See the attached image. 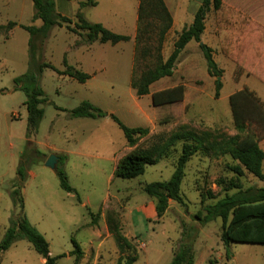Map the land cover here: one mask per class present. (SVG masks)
I'll return each instance as SVG.
<instances>
[{
  "label": "rangeland",
  "instance_id": "rangeland-1",
  "mask_svg": "<svg viewBox=\"0 0 264 264\" xmlns=\"http://www.w3.org/2000/svg\"><path fill=\"white\" fill-rule=\"evenodd\" d=\"M139 1L96 0L97 6L88 8L84 17L88 22L103 24L115 33L131 35L137 26ZM200 2L195 0L194 5ZM179 3L184 6L187 1L176 0L177 15ZM78 4L79 0H56L57 11L71 19L78 12ZM232 10L225 5L221 16L215 13L217 19L229 15ZM33 15L32 0H0V25L14 21L18 25L39 26L40 21L32 23ZM75 39L65 27H55L45 42L42 60L63 70L67 55L70 65L95 68L99 55H102L105 65L109 63L110 68L97 71L100 84L64 80L57 72L45 69L39 79L48 99L42 105L45 115L38 132L28 136L26 96L15 85L14 79L29 69L30 34L20 26L10 32H0V243L11 226L12 217L20 213L11 198V183L18 179L20 164L24 162L27 171L22 187L24 213L49 242L51 255H66L58 264H117L121 253L110 232L111 222L132 243L133 254L138 257L135 264H171L183 237V225L185 232L191 229L197 232L195 264H264L263 245L232 243L225 247L221 241V219L206 225L194 220L206 205L215 203L226 194L231 180H236L229 169L235 162L229 155L218 156L216 147L238 133L233 123L230 97L244 87L240 82L246 73L253 75L246 69L240 73L225 68L218 79L222 83L219 97L216 96V78L212 77L211 81L197 79L188 88L186 102L148 111L158 132L154 135L171 134L178 129L194 131L206 134L205 141L210 145L206 152L197 154L187 165L181 187L186 205L171 201L165 215L158 218L155 201L143 191V187L170 180L181 155V145L174 147L160 163L147 166L145 173L138 178H115L113 153L119 151L122 154L126 143L122 130L108 117L96 123L87 118H72L70 112L82 102L89 101L115 114L129 127H145L147 122L140 115L138 106L148 110L151 102L147 97L128 95L130 43L119 46L98 43L91 54L74 48L67 53ZM119 49L125 51L122 53L117 51ZM139 63L141 68L153 66L154 59ZM198 73L201 78L208 75L203 56ZM168 81L169 86L179 85V61ZM255 82L264 93V85ZM114 91L120 95L116 96ZM256 129L250 126L248 132L257 135L261 141L264 129ZM152 141L151 135L141 139L135 147H130L129 153L147 148ZM57 152L66 155L62 168L81 203L75 193H67L61 188L57 172L46 166L47 159ZM59 163L58 157L57 167ZM239 181L244 188L264 187V180L247 174ZM207 191H212L216 199L203 200L201 194ZM90 212L97 219L96 225H91ZM75 242L83 252L80 259L71 255ZM0 264H44V260L27 240H19L9 250L0 253Z\"/></svg>",
  "mask_w": 264,
  "mask_h": 264
},
{
  "label": "trees",
  "instance_id": "trees-1",
  "mask_svg": "<svg viewBox=\"0 0 264 264\" xmlns=\"http://www.w3.org/2000/svg\"><path fill=\"white\" fill-rule=\"evenodd\" d=\"M34 15L32 23L40 21L38 25H18L17 22L10 21L6 25H0V32H10L20 26L30 34L29 40V69L15 78V85L21 89L26 96L25 106L28 111L27 135L31 136L38 132L45 115L42 105L47 103L45 91L40 86L39 79L45 69H51L60 76H66L85 83L90 75L68 65L64 60V70L57 69L51 63L44 62L42 55L44 45L55 27H65L69 32L80 36L76 46L92 45L95 42L102 44L119 43L131 41L128 35L118 34L106 28L100 23L88 22L83 9L97 6L96 0H83L79 3L80 11L76 14V21L57 11L56 0H32ZM224 8V0H203L198 9L193 24L185 28L174 43V50L167 60L163 56V49L167 35L173 26V15L169 10L165 0H140L138 6L137 32L135 36V60L131 86L136 91V95L141 98L150 94V87L155 82L172 77L179 61L181 52L191 41L200 44V49L207 62L208 73L216 78V96L219 97L222 83L218 80L223 75V70L219 68L213 57V50L207 45L201 44V36L205 31V21L210 12L221 13ZM240 22L238 25V36L231 38L236 41L239 47L236 52L225 49V54L242 67H247L253 76L264 83V46L258 47L259 42L264 41V27L253 22L246 16L236 13ZM251 27V28H250ZM247 30L259 32L256 40H243L241 34ZM254 44L253 52L243 55L244 49L248 45ZM154 59L153 66L141 68L139 62L146 59ZM252 60L247 66L244 60ZM256 63L259 67L256 68ZM185 87L178 85L164 91L156 92L152 95L154 107L173 105L184 101ZM233 110V123L238 132L231 139L217 144L216 151L219 155H229L234 165L230 166V171L236 176V180H231L226 188V194L215 203L206 205L202 212L194 216V220L201 225H206L216 219H221L223 231L221 241L225 247L232 243L254 244L264 246V187H242L239 179L246 174L263 181L264 172V150L260 146V138L249 131L253 126L264 129V103L248 88L235 92L230 97ZM72 118L101 119L110 118L124 133L128 147H135L141 139L150 136V129L145 127H129L124 124L115 114L106 112L89 101L82 102L77 108L70 112ZM206 134L194 131L177 130L171 134L152 135V144L147 148L135 149L125 155L117 165L114 176L124 180H133L143 175L146 167L156 165L166 158L174 147L181 145V155L178 157L175 171L170 180L165 182H154L146 184L143 191L155 201L158 218H162L169 208L171 201L185 206L186 203L181 194V187L186 176V168L193 157L200 152H206L209 142L205 141ZM264 138V133L261 135ZM37 154V153H36ZM38 156V155H37ZM65 156H59L57 175L61 188L67 193H75L77 200L81 199L68 180V176L62 168ZM27 171L24 162H21L18 170V179L11 183V198L14 205L20 210L18 216H13L11 226L7 230L0 243V253L6 252L19 240H27L34 250L43 258L44 264H58V261L66 255L52 256L50 244L46 238L30 223L24 213L25 202L22 193L23 183L26 181ZM233 190L234 192L228 193ZM203 200L216 199L212 191L201 194ZM92 216L91 225H96L97 219ZM183 237L179 249L171 264H195L194 243L197 232L194 229L185 232L183 225ZM195 231V232H194ZM110 232L114 236L117 247L121 253L117 264H135L138 261L137 255L133 254L132 243L121 233L115 223H110ZM71 255L80 259L83 255L81 247L75 242V250ZM230 258V253H227Z\"/></svg>",
  "mask_w": 264,
  "mask_h": 264
},
{
  "label": "crops",
  "instance_id": "crops-1",
  "mask_svg": "<svg viewBox=\"0 0 264 264\" xmlns=\"http://www.w3.org/2000/svg\"><path fill=\"white\" fill-rule=\"evenodd\" d=\"M81 1H83V0H79V3ZM186 1H187V3L184 6L182 3H179V15H177L176 0L173 2L169 1V0H165L169 10L171 11V13L173 15V26L167 35V41H166L164 49H163V56H164L165 60H167L169 58V56L171 55V53L173 52L174 43L177 40L178 35L185 28H188L193 24L195 15H196L198 9L201 7L202 2H203V0H201L200 3L194 5L195 0H186ZM225 5H228L230 7V9H233L232 12L229 13V15L222 16L221 19H217V15L215 14L214 11L209 13V15L205 21V27H206L205 31L201 36V44L207 45L208 47H210L213 50L214 60L220 69H222L224 71L225 68L229 67L231 69L237 70L238 72L242 73L243 69H246L247 67H242L241 65L237 64V62H235L234 60H232L229 56H227L225 54V49L229 50L230 52L235 53L236 49L239 47L238 42L231 41V38L236 37V36H238L237 34H239L237 29H238V25L240 22V18L235 12H237L241 16H246V17L250 18L253 22L264 27V0H224V6ZM87 9L88 8L83 9L82 12L84 13ZM79 11H80V6L78 8V12ZM219 15H220V13H219ZM211 16L213 17L212 19H210ZM74 20L76 21V15L74 17ZM136 32H137V26H136L135 32H133L131 35H128L132 38L131 41L124 42V43H130L131 44V48H130V57H131L130 61L131 62L129 65V85H130V87L127 89V92H128V95L133 97V98H135V96H137L136 91L131 86V79H132V75H133V66H134V60H135V36H136ZM70 33H72V32H70ZM258 33L259 32H256L253 30L252 31L247 30L246 32L241 34V38L243 40H249V41L256 40L257 38H259ZM72 34L75 35L76 39H75L74 43L71 45V48L67 49V51H68L67 53H69V51L73 50L72 48H74V49H82L87 54H91L93 48L98 43H100V42H95L92 45L76 46V43L80 40V36L75 34V33H72ZM123 35H125V34H123ZM100 44H102V43H100ZM107 44H110V43H105L104 45H107ZM120 44H122V43H119V44H116L113 46H119ZM262 46H264V41L259 42V44H258V47H262ZM254 48H256L254 46V44L248 45V49H244L246 51H243V55H244V53L248 54L250 52H253ZM117 51H122V53H123V51H125V50L119 49ZM106 52H107V50H106ZM117 53H119V52H117ZM202 56L204 57V55L200 49V44L194 40L189 42L180 54V57H179V85H184V87H185L184 102L187 101L189 86L192 85L194 82H196L197 79H204L205 81H211L212 80V77L209 75V73L204 78H201L198 76L199 68L202 66ZM65 59L67 61V55H66ZM263 59H264V51H263ZM251 61L252 60H249L248 58H246L244 60V64H246V66H247V64L249 65L251 63ZM67 63H68V61H67ZM68 65H70V64L68 63ZM80 65L81 64H78L76 67L73 65H70V66H73L74 68L81 70L82 72L90 75V78L86 81L87 83L95 81L96 84H100V81H98L96 78L97 77V74H96L97 71L102 72V71H104V70L106 71L110 68L109 63L107 65H105L102 55L101 56L99 55V62L94 65L95 68L91 67V66L82 67ZM257 67L260 68V66H258L256 63V68ZM61 77L64 80H71V78L66 77V76H61ZM170 78L171 77H166V78H163V79L155 82L154 84H152V86L150 87V94L147 96H144V97L149 98L148 100H150V102H151V108L148 107V110H145L142 106H138L139 111H140V115L142 116L143 119H146V122H147V126H145V128L150 129V135L151 136L158 133L155 125L153 124L152 118L148 114V111L150 112V111H152V109L153 110L157 109V107L153 106L152 95L156 92L164 91L166 89H170V88L175 87V86H169L168 80ZM72 80H74V79H72ZM255 80L259 82V85H264V83L261 82L259 79L255 78L253 76H248L247 73H246L245 77L243 79H241L240 84H241V86H244V87L245 86L250 87L249 90L255 92V94L257 96H259V98H262V101L264 102L263 90L261 93L260 90L258 89V87H256L257 85H256ZM244 87H242L241 89H243ZM114 93H115V91H114ZM115 95L119 96L120 94L115 93ZM141 98H143V97H141ZM129 112H131V111H129ZM87 119H90V118H87ZM102 119L103 118H101V119H90V120H93L94 122L99 123L102 121H98V120H102ZM133 128H135V127H133ZM259 144H260L261 148L264 150V138L260 141ZM129 149H131V148L127 146V143H125L124 152L122 154L119 151H117V152L115 151L113 153L112 161L115 165L114 170H113V176H114V173H115V170L117 168L118 163L120 162V160L125 155H127L129 153ZM61 154H63V156L66 157L64 152L55 153V155H57L58 157ZM263 172H264V164H263ZM151 206H153L152 203H151Z\"/></svg>",
  "mask_w": 264,
  "mask_h": 264
},
{
  "label": "water",
  "instance_id": "water-1",
  "mask_svg": "<svg viewBox=\"0 0 264 264\" xmlns=\"http://www.w3.org/2000/svg\"><path fill=\"white\" fill-rule=\"evenodd\" d=\"M58 156L52 155L46 161V166L50 167L53 170H57Z\"/></svg>",
  "mask_w": 264,
  "mask_h": 264
}]
</instances>
